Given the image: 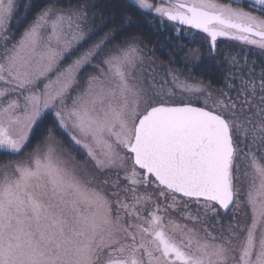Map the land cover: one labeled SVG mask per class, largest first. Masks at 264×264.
Segmentation results:
<instances>
[{
	"label": "snow or ice",
	"instance_id": "snow-or-ice-1",
	"mask_svg": "<svg viewBox=\"0 0 264 264\" xmlns=\"http://www.w3.org/2000/svg\"><path fill=\"white\" fill-rule=\"evenodd\" d=\"M94 7L0 0V264H264V62L213 88L199 49L185 75L129 32L264 56V0H123L108 31Z\"/></svg>",
	"mask_w": 264,
	"mask_h": 264
},
{
	"label": "trees",
	"instance_id": "trees-1",
	"mask_svg": "<svg viewBox=\"0 0 264 264\" xmlns=\"http://www.w3.org/2000/svg\"><path fill=\"white\" fill-rule=\"evenodd\" d=\"M25 2L27 3L28 0H25ZM41 2L42 0H32V3L37 6ZM73 2H76V0H73ZM87 2L90 5H95L94 8H91V12L96 14V21L99 23L102 21L107 23V27L105 28L106 31L119 26V17L122 15L121 6L123 0H87ZM218 2H227V0H218ZM33 11H35V8H33ZM21 15H23V13H21ZM113 17H116V23L109 22ZM135 19L136 24L129 29V32L138 35L143 44L152 52V55L160 63L169 68H181L187 71L184 64L185 54L188 53L190 49H199L200 54L206 58L200 63L199 67L191 71V76L198 81L203 80L205 83L211 81L213 88L220 87L222 83L221 73L215 67L221 57L225 55H237L242 59L246 55L249 61H255L257 71H259V68L262 66V62H264V56H261L258 50L228 39L217 41V60L213 61L207 58L210 49L209 42L201 43L198 41L193 43L184 33L180 34V37L183 38L178 37L170 26L160 29L157 28L156 25L144 23V21L139 18ZM30 20L31 16L29 15L28 19L24 20L13 29L16 35L27 26ZM187 31L188 30L185 29V32ZM200 35L203 36V34ZM181 46L183 50H180Z\"/></svg>",
	"mask_w": 264,
	"mask_h": 264
},
{
	"label": "rangeland",
	"instance_id": "rangeland-1",
	"mask_svg": "<svg viewBox=\"0 0 264 264\" xmlns=\"http://www.w3.org/2000/svg\"><path fill=\"white\" fill-rule=\"evenodd\" d=\"M97 23H99V22H97ZM105 30V29H104ZM23 31V30H22ZM21 31V32H22ZM106 31V30H105ZM19 34H17V36H18ZM145 46V45H144ZM247 46V45H246ZM146 47V46H145ZM247 47H250V46H247ZM251 48V47H250ZM146 49L148 50V53H149V56H151V57H153L154 59H155V61H156V63L158 64V65H160V66H163V67H165L166 69L167 68H169V67H167L166 65H164V64H162V63H160L153 55H152V52L146 47ZM253 49H255V48H253ZM255 50H258V49H255ZM259 51V50H258ZM243 59V58H242ZM249 60V59H248ZM249 62H251V61H249ZM171 68H174V67H171ZM179 69H181V68H179ZM184 73H185V75H187L188 74V71H186V70H184V69H181ZM196 80V79H195ZM198 81V80H197ZM231 215H232V212H230L228 215H227V219H229V217H231ZM224 218V217H223ZM226 218H224V219H226ZM240 218H241V220H243V213L241 212V214H240ZM225 223H227L226 221H224Z\"/></svg>",
	"mask_w": 264,
	"mask_h": 264
},
{
	"label": "flooded vegetation",
	"instance_id": "flooded-vegetation-1",
	"mask_svg": "<svg viewBox=\"0 0 264 264\" xmlns=\"http://www.w3.org/2000/svg\"><path fill=\"white\" fill-rule=\"evenodd\" d=\"M230 212H232L231 211V209L227 212V213H225V212H223V211H221V215H222V217H224V218H226L227 217V215L230 213ZM224 221H228V219L226 218V219H224Z\"/></svg>",
	"mask_w": 264,
	"mask_h": 264
},
{
	"label": "water",
	"instance_id": "water-1",
	"mask_svg": "<svg viewBox=\"0 0 264 264\" xmlns=\"http://www.w3.org/2000/svg\"><path fill=\"white\" fill-rule=\"evenodd\" d=\"M221 39H226V38H224V37H219L217 40H221ZM210 42V41H209Z\"/></svg>",
	"mask_w": 264,
	"mask_h": 264
}]
</instances>
